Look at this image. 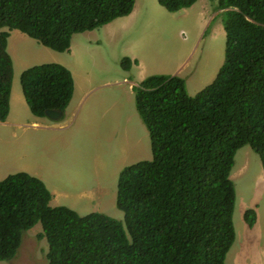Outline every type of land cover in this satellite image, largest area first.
I'll return each instance as SVG.
<instances>
[{"label":"trees","instance_id":"trees-1","mask_svg":"<svg viewBox=\"0 0 264 264\" xmlns=\"http://www.w3.org/2000/svg\"><path fill=\"white\" fill-rule=\"evenodd\" d=\"M169 13L197 0H157ZM135 0H0V122L10 111L13 65L9 31L55 52L75 34L96 30L133 11ZM224 9V61L214 80L189 96L183 78L152 75L133 86L151 160L124 168L117 181L118 221L81 217L51 207L38 178L19 172L0 181V262L15 258L23 235L40 224L47 264H226L235 241L236 201L230 173L236 152L249 146L264 171V0H217ZM128 57L121 59L124 71ZM20 87L34 117L61 113L74 82L61 64L24 70ZM261 184V183H260ZM250 228L256 213L243 214Z\"/></svg>","mask_w":264,"mask_h":264},{"label":"rangeland","instance_id":"rangeland-1","mask_svg":"<svg viewBox=\"0 0 264 264\" xmlns=\"http://www.w3.org/2000/svg\"><path fill=\"white\" fill-rule=\"evenodd\" d=\"M223 12L217 8V0H198L177 13L167 12L157 0H136L129 16L75 34L71 40L75 66L71 68L76 75L89 73L90 80H76L81 88L75 104L86 95L79 108L68 110L66 116L74 118L67 131L33 128V115L25 102L20 107L15 97H23L21 73L56 61L57 53L18 31H9L7 51L12 59L15 94L10 95L14 99L11 113L13 118L19 114L23 127L15 129L13 135L0 127V155L9 147L15 156L24 155L15 169L11 164L12 169L41 179L53 195L51 207L65 206L81 217L101 213L123 221L113 197L119 174L152 157L148 132L127 82L138 85L149 76L174 75L185 66L177 75L185 80L188 95L195 96L214 80L224 61ZM131 51H136L140 62L124 71L121 59L133 57ZM32 135L37 145L29 138L28 144L23 142ZM48 136L54 138L51 145L46 143ZM65 140L67 144L62 143ZM230 179L236 193L235 241L225 262L264 264V171L259 156L249 146L236 152ZM248 209L256 213L252 228L243 218ZM41 232L40 224L28 230L15 258L0 264H47L48 245Z\"/></svg>","mask_w":264,"mask_h":264},{"label":"crops","instance_id":"crops-1","mask_svg":"<svg viewBox=\"0 0 264 264\" xmlns=\"http://www.w3.org/2000/svg\"><path fill=\"white\" fill-rule=\"evenodd\" d=\"M71 47H72V44H71ZM71 47H70V50L68 52L57 53L56 54V61L54 60V62L62 64L67 69H69L71 74H72L73 82H74V92H73L72 99H71L70 103L68 104L67 108L64 110L63 114L58 119H51V118H49L47 116L41 117V118L33 116V122L31 123L33 125L32 126L33 128H43V129H50V130H63L64 129L65 131L71 129L72 119L74 117L66 116V114H67L68 110L71 109V108H79L80 104L84 101V95H86V94H84L79 99L78 103L75 104V96H76L77 89L81 88L80 82H76V80L79 79V78H82L84 81H89L90 80L89 73L77 74V75H76V73L73 74V69L71 67L75 66V63L71 59V57H73V53H71ZM131 53H134V56L133 57L132 56H128V57L132 58V60L133 59L136 60L137 61V65H138L139 64L138 62H140V59L135 55L136 51H131ZM64 54H68V55H64ZM67 57H70V58H67ZM184 68H185V66L183 68H180L179 70H177L174 75H177L179 72L181 73L182 71H184ZM167 73L168 72H166V74ZM127 83H129L128 84V90H130V89L132 90V87L134 86V85H132L133 82H127ZM10 95H12V96L15 95L14 91H13V88L11 89ZM22 96H23V94H22ZM15 97H16L17 103L19 104V102H20V104H19L20 107H23V102H25L24 97L21 98L18 94H16ZM25 104H26V102H25ZM13 105H14V99L11 98V96H10V111H9V115H8V117H7L5 122H0V127L2 126V127L7 128V130H8L7 132H9V135H13V132L15 131V129L23 127L22 124L19 121V114H17V116L14 117V118L12 117V113L11 112H12V106ZM60 124H62V125H60ZM24 133L26 134V132H24ZM144 135L146 137L145 133H144ZM27 139L33 141L35 145L38 144L36 142V137L34 135H32L30 137H25V140L23 142H26L28 144ZM46 141H47L46 143L48 145H51V143H53V141H54V138L48 136ZM23 142L21 144H23ZM62 143L67 144L66 140H65V142L62 141ZM4 146H6V145L4 144ZM5 151H7V154L5 153ZM5 151H4L3 154L0 155V181L4 180L9 175L19 173V170H13V169H15V167L17 166L18 160L20 161V155H21L22 159L24 158L23 154H17V156H15L10 151V147L5 149ZM22 153H23V151H22ZM43 156H47V154L43 155ZM37 160L39 162H41L39 160V155H38ZM12 163H13V169H12V165H11ZM15 171H18V172H15ZM51 196H52V198H51V201H50V206H51L52 201L54 199L52 194H51ZM113 197H114V201H115V204H116V195H113ZM232 263H235V261H233Z\"/></svg>","mask_w":264,"mask_h":264},{"label":"clouds","instance_id":"clouds-1","mask_svg":"<svg viewBox=\"0 0 264 264\" xmlns=\"http://www.w3.org/2000/svg\"><path fill=\"white\" fill-rule=\"evenodd\" d=\"M198 1V0H197ZM135 2H136V0H135ZM192 7V6H191ZM134 9V8H133ZM188 9V8H187ZM219 9V8H218ZM183 10H185V9H183ZM220 10H222V9H220ZM224 10V9H223ZM180 11H182V10H180ZM179 12V11H178ZM175 13H177V12H175ZM129 16V15H128ZM127 17V16H126ZM122 18H124V17H122ZM119 19V18H118ZM116 20V19H115ZM113 22V21H112ZM110 24V23H109ZM107 25V24H106ZM105 26V25H104ZM103 27V26H102ZM102 27H100V28H102ZM99 29V28H98ZM224 30V29H223ZM15 31H17V30H15ZM19 32V31H18ZM11 34V33H10ZM9 34V35H10ZM23 34V33H22ZM82 34V33H81ZM224 34H225V32H224ZM29 38V37H28ZM31 39V38H30ZM33 40V39H32ZM72 40V39H71ZM35 42H37L36 40H34ZM38 43V42H37ZM38 44H40V43H38ZM7 45H8V42H7ZM41 45V44H40ZM70 47H71V41H70ZM70 47L68 48V50L67 51H65V52H68L69 50H70ZM49 49V48H48ZM51 50V49H50ZM53 51V50H52ZM8 52V51H7ZM55 52V51H54ZM56 53H60V52H56ZM62 53H64V52H62ZM125 57H128V56H125ZM129 58V57H128ZM132 59V58H131ZM12 60V59H11ZM52 63H56V62H52ZM46 64V63H45ZM57 64H60V63H57ZM62 65V64H61ZM135 65H137V61L136 60H132V66L130 65V67L132 68L133 66H135ZM222 66V65H221ZM65 67V66H64ZM66 68V67H65ZM130 68V69H131ZM129 69V70H130ZM220 69V68H219ZM69 70V69H68ZM128 70V71H129ZM70 71V70H69ZM219 71V70H218ZM71 73V72H70ZM72 75V74H71ZM161 75H165V74H161ZM170 76H178V75H170ZM179 77V76H178ZM73 78V77H72ZM181 78V77H180ZM139 85V84H138ZM138 85H134V86H138ZM133 91V90H132ZM135 104V103H134ZM55 111V110H54ZM59 112V111H58ZM61 113V112H60ZM63 113H61L60 114V116L62 115ZM46 116V115H45ZM147 130V129H146ZM149 136V135H148ZM150 141V140H149ZM151 150V149H150ZM41 234H42V232H41ZM45 239V238H44ZM22 243V242H21Z\"/></svg>","mask_w":264,"mask_h":264},{"label":"water","instance_id":"water-1","mask_svg":"<svg viewBox=\"0 0 264 264\" xmlns=\"http://www.w3.org/2000/svg\"><path fill=\"white\" fill-rule=\"evenodd\" d=\"M60 112L54 110H47L45 115L51 119H58L60 117Z\"/></svg>","mask_w":264,"mask_h":264}]
</instances>
